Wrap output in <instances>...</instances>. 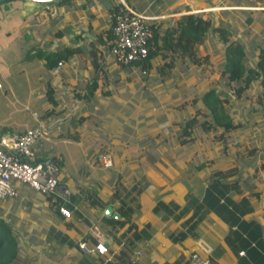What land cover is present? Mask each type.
Returning a JSON list of instances; mask_svg holds the SVG:
<instances>
[{"label": "crops", "instance_id": "1", "mask_svg": "<svg viewBox=\"0 0 264 264\" xmlns=\"http://www.w3.org/2000/svg\"><path fill=\"white\" fill-rule=\"evenodd\" d=\"M48 4L0 3V146L9 148V138L32 126L36 114L46 135L34 143L33 155L57 161L59 180L72 193L69 218L24 184H17L16 198L0 199V218L20 242L22 264H189L191 252L212 264H264L263 112L249 108L239 119L240 101L228 92L222 105L235 126L214 131H222L225 144L219 140L209 148L204 138L189 147L154 144L157 124L166 135L176 118L171 106L189 101L183 93L177 103L173 95L157 99V84L165 80L170 88L176 76L182 86L193 74L205 78L201 66L210 64L220 76L237 40L244 68H254L264 51V0H130L160 33L186 11L210 19L193 44L195 55L207 62L177 60L160 73L167 60L159 54L146 72L105 55L111 40L104 31L117 0ZM77 45L84 53L45 64V54ZM258 84L254 79L246 89L264 104ZM236 119H245L243 128ZM189 153L194 166L182 157ZM200 155L211 162L199 169ZM106 207L118 217L105 215ZM120 208L129 215L122 217ZM80 241L88 247L100 243L106 252L86 253Z\"/></svg>", "mask_w": 264, "mask_h": 264}, {"label": "trees", "instance_id": "2", "mask_svg": "<svg viewBox=\"0 0 264 264\" xmlns=\"http://www.w3.org/2000/svg\"><path fill=\"white\" fill-rule=\"evenodd\" d=\"M68 1L70 0H64L60 3L52 4H62ZM118 6V4L111 6V20L113 18V13ZM185 10H188V8H185ZM209 26L210 19H202L200 14H193L188 11L176 18L174 24L166 27L162 33H160L156 25L151 22L149 23L151 33L147 43L148 53L144 59L136 61L130 65H138L140 66L141 72H146V70L152 67L151 59L156 54H159L161 59L167 60L157 68L159 73L164 68L171 67L177 60L179 62H183L185 60L186 62L194 65L200 64V60H202L203 63H206L207 57L201 59L195 55L193 44L196 39L201 38V36L209 29ZM214 30L219 33H224L225 31L220 27H215ZM104 34L108 40L112 39L110 27L104 31ZM158 40H160V42H158ZM91 45L92 53H94L96 50L93 48V44ZM108 47L109 44L106 46V49ZM230 48L231 55L226 56L223 70L220 72V78L223 79L225 83L224 87L227 88L224 92H231V96L238 98L240 92L244 90L243 88L248 87L250 82L257 79L259 81L258 85L261 89V95L264 98V51L259 53L255 61L256 65L254 68L250 67L245 69L242 62V48L238 44ZM167 52L170 55H167ZM72 53L84 52L79 45L74 48H62L60 51L52 54H45V64L48 67H52L53 65H56L58 61L65 59ZM159 73L158 75L161 76ZM217 93L218 92L214 88L208 89L200 98L193 96L191 101L189 100L190 102L185 100L171 106L172 108L177 109L175 111L176 118L174 119L171 117L170 124L168 125V133H166V135L158 129L157 124L156 133L154 135L155 146L159 144H166L170 148L182 146L189 147L194 145L196 140L201 141L203 138L207 141L209 148L218 144L219 140L225 144L226 140L224 136H222V131L217 135L214 134V131L217 130L216 128H221L223 131L233 130L235 125L231 123V119L225 113L222 105V102H227V97L220 99ZM46 96L48 100H52L50 92L47 91ZM198 101L199 104L202 105L203 110H201L200 107H197L196 102ZM156 111V116H158V114H162L164 109L160 108L156 109ZM168 114L170 115V113ZM239 122L241 124L240 126L243 128L244 120H239ZM160 124H162V122ZM170 125L172 127H170ZM210 133H213V136L210 135ZM198 134L203 135L198 137ZM207 134L210 135V137ZM150 141L153 142L152 140ZM194 156V154L190 153L182 155L184 161L192 166H194L192 160V157ZM200 156L204 161H202V163L200 162L196 166V168L199 169L205 167L207 163L211 162L209 158L205 159L207 157H203L206 155ZM219 172L220 171H216L214 173L215 175H218ZM209 176L212 178L211 172L209 173ZM66 207L70 209L71 204H66ZM119 211L122 217H125L130 213L129 211H123L121 208ZM20 247V242L13 235L8 225L0 218V264H22L24 260L26 261L20 253Z\"/></svg>", "mask_w": 264, "mask_h": 264}, {"label": "built area", "instance_id": "3", "mask_svg": "<svg viewBox=\"0 0 264 264\" xmlns=\"http://www.w3.org/2000/svg\"><path fill=\"white\" fill-rule=\"evenodd\" d=\"M117 4L119 6L113 13L110 23L112 39L105 55L119 65L127 66L146 57L151 33L150 22L125 0H117ZM60 64L58 62V65ZM33 117L35 122L32 126L9 138L7 142L9 148L4 149L0 146V199L16 198L17 184H24L29 189L45 195L63 218H69L71 213L66 204H71L72 193L70 188L59 180V164L51 157L37 160L33 155L34 143L46 135L44 123L36 114H33ZM4 143L6 141L1 142V145H5ZM78 248L86 253L106 252V248L100 243L88 247L84 241H80ZM188 262L212 264L208 257L196 252L189 254Z\"/></svg>", "mask_w": 264, "mask_h": 264}, {"label": "rangeland", "instance_id": "4", "mask_svg": "<svg viewBox=\"0 0 264 264\" xmlns=\"http://www.w3.org/2000/svg\"><path fill=\"white\" fill-rule=\"evenodd\" d=\"M126 2L130 4V0H126ZM236 42H237V44L239 46L241 44H243L239 40H237ZM244 54L246 56H248V55L251 54V52H250V50H248V52L245 51ZM247 60H250V59H247ZM211 66H212L211 64L209 66H206V65L205 66H201V67H204V70H206L208 72V73L207 72L204 73L205 74V76H204L205 78H203V77L200 78V77L196 76V74L195 75L193 74V76L188 79V81H187L188 83H186V82L184 83V81H183V83H184V84L182 83L183 86L181 85V78L179 76H176L175 79L172 80V81H175V84H172L173 86L168 88L167 86H165V84H167V83L164 82L165 81L164 79L169 78L170 75L166 74V75L162 76V79H160V78L159 79L160 80H164V81H163V83L160 82V83L157 84V88H156V91H155V97L157 99L158 98L159 99H161V98L164 99V98H169V96L171 97L173 95V98L176 99L175 100L176 103L178 101H180V100H183L184 98H188L191 101L193 96H197L198 98H200L201 94H203L205 91L208 90V87H215V89H217V92H218L217 94H218V97L220 99L228 97V92H226V91L224 92V90L227 89V88H225L223 86L224 81H222V79L220 78V76L218 74V70H216L217 71L216 74L210 72L211 71ZM160 87H163L165 89L160 91L159 90ZM219 88H221V90ZM243 89L244 90H242L240 92V95L237 98V99H239L241 105L235 107L236 108V112H235L236 116H238V118L241 119V116H240L241 114L240 113L242 112V118H244V115H245L246 111L249 110V108L253 110L254 114L255 113H259V111L260 112L262 111L263 114H264V104L262 102H261V104L256 102L257 101L256 97L258 98V96L255 93L254 89L251 88L250 90L249 89L247 90L246 87L243 88ZM194 92H195V94H194ZM180 93H183V95H184L183 99H179L180 98V95H179ZM229 94H231V92ZM165 95H167V96L164 97ZM230 98H232L231 95H230ZM172 101H173V99H172ZM244 102H245V105L242 106V104ZM187 104H188V102H187ZM171 109L173 110L174 108L171 107ZM200 109L203 110V108H200ZM255 109H258V110H255ZM249 116H252V114L249 115ZM244 121H245V119H244ZM237 123L239 124V122H237ZM239 125H241V124H239ZM258 125H259V122H258ZM245 127H248V126L246 125Z\"/></svg>", "mask_w": 264, "mask_h": 264}, {"label": "water", "instance_id": "5", "mask_svg": "<svg viewBox=\"0 0 264 264\" xmlns=\"http://www.w3.org/2000/svg\"><path fill=\"white\" fill-rule=\"evenodd\" d=\"M6 1V0H0V3ZM30 1H34V2H39V3H60L64 0H30ZM88 34V33H87ZM82 48H84V46H82ZM111 214L114 217H118L117 214L111 212V208L110 207H106L105 208V215Z\"/></svg>", "mask_w": 264, "mask_h": 264}]
</instances>
